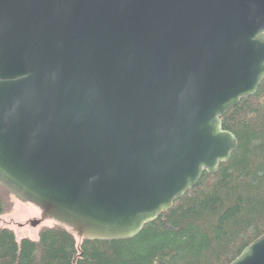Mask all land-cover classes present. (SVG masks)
<instances>
[{
  "label": "water",
  "instance_id": "95a60500",
  "mask_svg": "<svg viewBox=\"0 0 264 264\" xmlns=\"http://www.w3.org/2000/svg\"><path fill=\"white\" fill-rule=\"evenodd\" d=\"M263 80L264 0H0V187L132 239L229 160L221 117Z\"/></svg>",
  "mask_w": 264,
  "mask_h": 264
},
{
  "label": "trees",
  "instance_id": "16d2710c",
  "mask_svg": "<svg viewBox=\"0 0 264 264\" xmlns=\"http://www.w3.org/2000/svg\"><path fill=\"white\" fill-rule=\"evenodd\" d=\"M221 121L237 140L229 160L134 238L80 241L55 224L17 240L0 227V264H231L264 235V80ZM1 193L14 198L0 187V216L9 211Z\"/></svg>",
  "mask_w": 264,
  "mask_h": 264
},
{
  "label": "rangeland",
  "instance_id": "374dc122",
  "mask_svg": "<svg viewBox=\"0 0 264 264\" xmlns=\"http://www.w3.org/2000/svg\"><path fill=\"white\" fill-rule=\"evenodd\" d=\"M1 196L7 199V209L9 211L0 216V227L11 229L17 240L24 237L35 240L37 239L38 232L43 227L55 225L53 221L43 219L37 225L32 226V224H29V221L40 219V211L37 208L29 204L23 205L16 199L4 195V193H1Z\"/></svg>",
  "mask_w": 264,
  "mask_h": 264
},
{
  "label": "flooded vegetation",
  "instance_id": "af4514ba",
  "mask_svg": "<svg viewBox=\"0 0 264 264\" xmlns=\"http://www.w3.org/2000/svg\"><path fill=\"white\" fill-rule=\"evenodd\" d=\"M23 205H26V204H23ZM41 221H43V219H42V216H41V213H40V219L39 220H34V221H29V224H36L37 225V223H39V222H41Z\"/></svg>",
  "mask_w": 264,
  "mask_h": 264
}]
</instances>
